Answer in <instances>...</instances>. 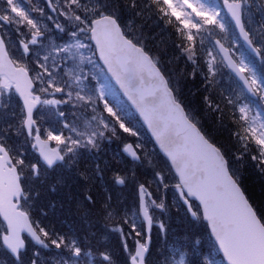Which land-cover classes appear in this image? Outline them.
I'll list each match as a JSON object with an SVG mask.
<instances>
[{"label": "trees", "instance_id": "1", "mask_svg": "<svg viewBox=\"0 0 264 264\" xmlns=\"http://www.w3.org/2000/svg\"><path fill=\"white\" fill-rule=\"evenodd\" d=\"M101 2L102 0H98L99 4ZM135 3L136 7L133 9L129 6L130 0H107V8L116 11L121 23L127 29L126 34L151 54L168 79L175 95L184 105L189 117L222 151L228 161L232 176L243 188L264 223V165L259 164L258 159H252L254 155L258 157L257 146L252 143L251 137H248V133L245 131L247 128L246 122L240 118L241 115L238 112L236 101L226 91L228 83L225 81L224 76H231L222 66H217V69H219L218 74L209 72L207 59L200 50L201 47L198 46L196 37H194L193 45L195 55L191 60L187 54L180 51L177 45L184 46L182 33L176 31L183 24L180 19L163 16L149 3V0H135ZM256 5L264 15V11H262L264 10V1L257 0ZM258 9H256L257 12ZM137 12L140 15H136ZM257 20L261 25V39L264 43V19L259 17ZM214 26L212 25V27ZM252 60L257 67V60L253 58ZM69 92L72 93L73 91L70 90ZM101 99H103L101 96H94L90 103L84 102L85 106H82L81 102H77L78 99L64 105L67 113L66 120L71 124V128L83 129L84 127V132L81 133L77 146H72V150L65 155L67 159L65 163L70 164L75 179L85 182L82 185L80 195L84 193L91 195L94 199L93 204L100 206L99 209L95 207L98 213L104 210L102 205H106L104 207L106 209H109L112 205L113 221L118 220L120 222L121 218H117L116 215L118 216V213H121L126 203L125 211L129 212V222L132 220L137 221V185L143 183L151 191L154 187H157V195H160L162 186L158 183L154 184L153 180L147 176L156 177V173L163 174L166 170L169 171V167L157 153L147 133L129 107L125 103L122 107L115 100L111 101L110 99L107 100V102H110L107 104ZM105 104L114 109L112 111L115 119L108 116L103 110ZM261 110L263 111V109ZM43 111L50 119L44 120L40 118L42 116H38L41 121V134L43 136L47 137L49 132L53 136L58 135L63 138L74 136L69 129L61 126L60 121L52 119L55 114L51 108L45 107ZM94 112L106 116L109 124H93L94 129H90L87 125L88 119ZM21 118L22 116H18L19 128L11 133H6V147L16 160L21 175L26 197L22 200V206L26 210L33 211L31 217L33 222L36 223L37 217L33 213H38L40 208L50 203V201L57 205L59 200L58 196L50 193L44 195L39 187L36 189L29 185L31 182L30 165L36 155L31 149L30 140L20 124ZM117 120L125 124L133 134L129 135L121 131L116 123ZM100 131L104 132L103 137L99 136ZM86 132H89L90 136L95 134L94 145L87 143ZM76 137H79V135ZM10 138L13 139V142ZM128 142L135 145L141 157L139 163L132 162L123 156L122 147ZM148 160H151V162L147 165L146 161ZM142 166L144 169H142ZM115 174L127 176L126 186L123 189H118L115 185ZM49 181L52 183L56 180L49 177ZM173 182L170 180V183ZM51 185L55 187V184ZM108 188H111L110 199L107 198L109 195L105 193ZM30 197L35 199L30 202ZM176 207L178 211L185 212L184 207L178 201L171 202L168 205L171 212L175 211ZM90 212L92 211L90 210ZM199 223L190 219L186 212L185 215L181 214L180 218L170 219L167 227V237L163 243L164 264H173L179 250L186 249L190 253L187 254L188 264H206L203 257L198 259L197 255L200 249L203 250L201 246H205L202 243L198 244V241L205 240L210 243L208 245L210 250L212 249L216 257L219 258L215 248L212 247L207 231H203L204 228ZM182 224L187 226L186 231H183L184 234L180 233L178 229V225L180 227ZM197 228L199 233L195 232ZM77 239L78 243L84 248L86 244L83 245L81 240ZM99 249L101 250L100 247ZM61 255L62 253H60ZM7 260L9 261L8 264H14L12 259L7 257ZM214 260L217 261V264H223L221 259ZM60 261L64 263L63 260ZM22 264H26L24 258Z\"/></svg>", "mask_w": 264, "mask_h": 264}, {"label": "water", "instance_id": "2", "mask_svg": "<svg viewBox=\"0 0 264 264\" xmlns=\"http://www.w3.org/2000/svg\"><path fill=\"white\" fill-rule=\"evenodd\" d=\"M240 5L239 2V26L226 8L245 45L252 49L246 32L242 30ZM105 40L112 41L111 33H106ZM0 41H2L1 38ZM216 45L230 70L244 81V75L229 57L228 50L218 40ZM150 59V66L147 62L136 63L129 58L128 49L117 42L110 54L109 65H105L101 59L100 61L112 81L138 114L159 151L169 161L178 178L174 188L192 217H195V214L183 193L189 199L199 203L202 217L208 224L210 234L216 241L225 262L227 264H264V226L256 217L239 185L230 176L222 153L187 118L181 104L175 101L165 76L151 56ZM7 62H11L9 57ZM7 62L0 54V74H3L2 70ZM109 66L116 75L109 71ZM145 117L148 119L147 123ZM153 130L159 133V142L153 135ZM30 132L31 127L27 130L28 134ZM37 136H34V146L40 159L48 166L60 161L62 159L60 152L52 148L49 141L48 150L41 154V145L36 140ZM52 149H55V153L51 151ZM45 157L52 159L51 165ZM33 168L36 169V167ZM21 193L17 170L5 148L0 145V218L5 223L8 233H14L18 223L22 221V218L17 215L22 212L17 209ZM13 206H15L14 209ZM22 213L28 220L26 213ZM140 214L149 227L150 218L145 201L143 209L140 203ZM145 214L148 219H145ZM28 223L30 225L29 220ZM23 232L30 236L24 229H20V238ZM6 235L2 236V242Z\"/></svg>", "mask_w": 264, "mask_h": 264}, {"label": "snow or ice", "instance_id": "3", "mask_svg": "<svg viewBox=\"0 0 264 264\" xmlns=\"http://www.w3.org/2000/svg\"><path fill=\"white\" fill-rule=\"evenodd\" d=\"M149 3L156 8V10L166 17H175L178 20L183 19L184 14L179 10L175 9V4L173 0H149ZM225 5L228 8L229 12H231L233 19H235L237 26L240 24L239 20V0H225ZM49 8H53L52 4L49 0ZM131 8L136 7L135 0H130ZM55 10V9H53ZM58 15L63 18V21H66L68 24V35L73 38V43H65L63 46H58L52 49L53 58L64 56L68 60H71L74 54L73 50H76V54H79V49L87 48L89 45L81 43L80 40L75 39L78 33L87 32L90 40L95 45V50L99 55L100 59L105 63V65H109L110 54L112 50L116 47V43L119 42L123 46L128 49L129 58L135 61L136 63H144L147 62L148 65H151L150 53L147 52L146 49L142 48L137 44L135 40L131 37H128L127 34L123 30V26L121 24V20L117 15L115 10H109L107 8V0H102V2L97 6L95 10H89L87 8L82 7L81 0H65L63 10L58 12ZM136 15H140L139 12ZM198 15L201 19L202 24L204 25H216L219 27V24L214 19V15L210 10L200 9L198 10ZM170 22V21H166ZM54 27L58 29L60 32H65L64 24L57 22ZM199 26L191 24L188 21H185L181 27L177 28L176 31L178 33H182V39L184 41V46L180 48V51L187 54L188 58L191 60L195 55L194 52V37L191 35L190 30H195ZM27 28L30 33L27 39L21 38L19 40L18 48L21 52V55L25 58L31 52V46L37 44L38 39L41 38L44 33L40 31L38 25L32 20H27ZM106 33H111L112 41L108 42L105 40ZM0 54H2L7 62L8 53L5 50V45L3 41H0ZM43 59H47L44 57ZM80 59H85L84 56H80ZM194 62V61H193ZM211 60H209V72H211ZM38 68L41 69L42 75L46 78V87H41L38 89L40 93H47L48 95L60 94L64 93L65 88L56 82V79L53 75H51L46 65H37ZM123 67V65H121ZM3 81H0L4 84L5 88L11 83L19 96V102L22 107L23 117L21 120V125L27 131L30 127L36 126V121L32 119V113L37 104L50 105L55 109L57 104L61 103H69L72 101V93L67 92L68 99L67 100H56V99H45L41 100L40 95L33 94L31 89L35 88L36 85L33 83V80L29 78L30 69L27 68L25 64H13L12 62H7L6 66L3 68ZM109 71L113 72V75L116 73L113 71L112 67L109 66ZM65 72L67 74H71L70 69L66 68ZM159 75V73H157ZM121 86L124 87V84L121 83ZM97 91L101 94L102 97V86L97 87ZM77 99L79 101L87 102V99L83 96L77 94ZM108 116L114 117V113L111 108H109L106 104L103 109ZM241 120L245 119L244 109H241ZM58 115L62 116L63 113H58ZM143 115V112H142ZM145 122H148L147 117H145ZM116 123L119 125L121 131L126 134L132 135V131L126 127L125 124L119 122ZM151 127V125H149ZM67 127V125H65ZM248 133V137H251L252 143L257 146L258 149V157L253 156V160L258 159V163L264 165V129L257 130L255 125H250L245 129ZM153 135L157 137L159 142V133L156 130H153ZM99 136L103 137L104 132L100 131ZM247 138V137H245ZM37 142L41 145V154L43 155L48 150V141H55L58 144L64 143V138L61 136H53L50 132L48 133L47 140H40L39 136L36 137ZM87 143L89 145H94L95 134L86 137ZM72 146H77L76 141H72ZM163 148V144L161 145ZM72 149L69 148V151ZM55 153V149L51 150ZM123 151L126 152L133 159H137V153L133 151L132 146L130 144H125L123 146ZM170 155V154H169ZM48 159V163L51 165L52 159L45 157ZM59 158V157H56ZM226 163V162H225ZM158 178L160 177V173H156ZM115 182L123 186L125 178L119 174L114 175ZM137 193L140 196L141 208L144 207V195L148 193V189L144 184L140 183L137 185ZM150 196V193H148ZM110 199V196L107 197ZM85 199L89 204L94 203L93 197L91 195H86ZM154 202V201H153ZM102 207H106V205H102ZM160 207V205H157ZM15 206H13V209ZM19 217L22 218V221L18 223L14 233H8L3 238V243L6 246V250L10 253L11 257L14 258V264H22V256L26 252L25 243L20 238V229H24L31 237V239L38 245H42L45 250L51 251L53 253H64L66 255H61L59 259L56 258L55 255L48 257L52 261V264H60V260H63L64 264H78V258L82 255H90V252L85 250L74 237H66L62 233H51L45 228L36 225V228H33L29 225L28 220L24 217V213H17ZM111 215V213H109ZM103 219H107L104 217ZM145 219H148L145 214ZM106 228L111 231L120 233V243L123 245V251L127 256V264H145V258L147 254V250L149 248V241H144L143 243L140 240H136L134 242V251L129 249L127 241L123 236V229L121 225L116 224L113 226L112 224H105ZM162 227V226H161ZM38 228V231L36 230ZM140 235L139 233H136ZM87 243V241H86ZM99 257L103 261H109L110 257L107 252L101 251ZM43 257L40 256V253L37 250H33L31 254V258L29 264H38V260L40 264H43Z\"/></svg>", "mask_w": 264, "mask_h": 264}, {"label": "flooded vegetation", "instance_id": "4", "mask_svg": "<svg viewBox=\"0 0 264 264\" xmlns=\"http://www.w3.org/2000/svg\"><path fill=\"white\" fill-rule=\"evenodd\" d=\"M17 15L14 14L13 16L10 15L11 20H15V17ZM1 19V16H0ZM1 28L4 32L10 31L9 29L15 30L16 25L13 22L9 29L6 28V26L1 25ZM4 88V89H3ZM5 90L4 92L1 90ZM11 94L12 98L9 99V95ZM12 99H14V96L12 94L11 86H7L5 88L4 84L0 82V130H5L9 128L5 117L6 116H14V112L12 111ZM39 170H43L44 172H39ZM38 172L40 176L43 177L45 184H46V192L47 194H53L56 192V196H58L59 203L57 205H54L53 201H50L46 205V209L43 212L42 208L39 210V214L41 219L37 220L35 223L36 225H39L46 230H48L51 233H62L66 237H74L76 240L79 238L80 240H86L90 241L87 247L84 249L87 251L92 252L89 257L87 258H97V254H95L98 246H102L107 249V253L109 257L111 258L113 256V253L115 252L114 257L116 258H127L123 251V245L120 243V236L117 232L111 231L108 228H106L105 224H112L113 225V212H112V205H110L109 209H106L103 207L104 210L98 213L96 211L95 207L100 208L99 205L95 204H89L88 201L85 199L86 195H89L88 193H84L83 195H78L79 193H76L74 204L70 203L69 198L73 196L71 191L73 188L81 181L78 179H75L74 176H71V178L66 179L67 175H63V177H60L57 181L50 183L49 182V174L51 171L47 170L42 164H39L38 166ZM50 184H55L56 189H50L48 186ZM72 185V188H68L69 185ZM111 188L106 189L105 193L110 196ZM72 195V196H70ZM78 195V196H77ZM60 196V197H59ZM83 200V208L79 209L78 204L81 199ZM35 198H32L34 200ZM164 200V198H163ZM94 201V199H93ZM90 210L92 212H90ZM124 207L122 208V214L120 222L118 223L121 225L123 229V236L125 237L127 241V234H128V224L126 220L127 211H124ZM33 212L32 210H30ZM111 213V215H109ZM124 215V216H123ZM104 217H107V219H103ZM125 217V218H124ZM53 225L57 226L56 228L51 227ZM38 231V228L36 229ZM2 232V225L0 222V237ZM98 239V242L96 241ZM99 244V245H98ZM27 255L28 259L30 261L31 254L33 250H37L40 253V256L43 257V264H52V261L48 259L50 255H53V252L45 250L42 245L36 246L34 245L30 239H27ZM100 253V251H99ZM54 255L58 256L57 258H60V253H54ZM62 255H66L62 253ZM0 258H1V244H0ZM78 260H83L81 256L78 258ZM97 261V260H95ZM103 261V260H102ZM38 264H40V261L38 260ZM62 264V263H60ZM120 264V263H119ZM126 264V263H125Z\"/></svg>", "mask_w": 264, "mask_h": 264}, {"label": "rangeland", "instance_id": "5", "mask_svg": "<svg viewBox=\"0 0 264 264\" xmlns=\"http://www.w3.org/2000/svg\"><path fill=\"white\" fill-rule=\"evenodd\" d=\"M53 2H52V5L54 6V8H56V7H58V8H63V6H64V3H65V0H52ZM83 1L84 0H81V5H82V3H83ZM194 1L195 0H173V2H174V4H175V9H177V10H179L180 12H182L183 14H184V16H183V19H182V21L183 22H185V21H189L188 20V17H190V19H191V16L190 15H192L193 16V19L194 20H196V21H201V19H200V17H199V15H198V10H200V9H207V10H210L212 13H213V15H214V18H216V21H221L220 23H221V30H222V35H224V37H225V42H228L229 41V43H230V46H231V49H232V51H233V53L236 55V57H237V59H238V61H239V63H240V65L242 66V68H245V69H247V70H249V72H250V79H251V82H252V84L254 85V87H256V84H257V78H256V76L254 75V73L252 72V70L250 69V66H249V63H248V61H247V59H246V57L244 56V54H243V52H242V50L239 48V47H237V44H238V42L236 41V39H235V37L233 36V34L231 33V31L228 29V27H227V25L226 24H223V21H222V19H221V14H220V12H219V9L215 6V5H208V4H206V3H203V2H198V3H195L194 4ZM85 5L84 6H82V7H84V8H87V9H89V10H95V8H96V5H95V3H88V2H85L84 3ZM190 15H189V14ZM57 22H59V20L58 21H56L55 23H57ZM54 23V24H55ZM62 23V22H61ZM54 24H53V26L51 27V29L53 28V32H54V35H55V40H56V38L59 36V37H65V36H68L67 34H64L65 32H60L58 29H56L55 27H54ZM63 24V23H62ZM65 31H67V26H68V24L67 23H65ZM250 32L252 33V29H250ZM66 33H68V31L66 32ZM70 37V36H69ZM79 37H80V39H82V40H80V41H83V42H81V43H84V44H87V45H90L89 44V42H87V40H85L86 38H88V40H89V36H88V34L87 33H85V32H80V33H78L77 34V36L75 37V39H78L79 40ZM52 42V41H51ZM47 43V44H46ZM55 43H56V45H53V43L52 44H48V42H42L41 44L42 45H44V46H46V52H45V55H44V57H47V59H44L43 60V63H42V65H46V67H48V72L51 74V68L54 66L55 68H56V65L58 64V57H56V58H53V54H52V52H51V49H53V48H56V47H58V46H63L65 43H73V38L71 37V38H69L65 43L64 42H62V44H60V43H58V40H56L55 41ZM52 46V48H51V46ZM74 51V54H73V57H72V59H71V61H76V62H78L79 64H81V63H87V64H89L90 65V67H92V66H94L95 65V62H94V57H93V53L91 52L92 50H91V47L90 46H88L87 48H83V49H79L78 51H79V54H76V50H73ZM84 56L85 57V59H80V56ZM62 56H60V58H61ZM63 58H65V59H67L66 57H63ZM208 59L209 60H211V62L213 63V62H215L216 60H218V59H220L219 58V56H217L216 54H214V53H212V51H209L208 52ZM68 60V59H67ZM96 70H98L97 68H96ZM96 76H97V74H96ZM73 84H74V82H73ZM76 85V84H75ZM101 86H102V90L103 91H108L110 88H109V86H108V84H107V82H106V80L104 81V76H102V83H101ZM230 88H231V94L233 95V96H237V97H240V103L238 104V107H239V111L241 110V109H244L245 110V112H244V115H245V118L248 120V123H249V126L250 125H255L256 127H257V130L259 131V130H261V129H264V121H263V119L261 118V116L256 112H254V113H251V110H249V107H248V104L245 102V100L241 97V95H240V93L237 91V89H235V85L234 84H231L230 85ZM87 98H88V103H90V100L92 99L91 97H90V95L87 93ZM52 99H56V100H61L60 98L58 99V98H56V97H53ZM87 103V104H88ZM82 106L84 105L85 106V103L84 102H81L80 103ZM60 104H57L56 106H55V108L57 109V110H61V108L60 107H58ZM241 112V111H240ZM61 113V112H60ZM59 117H60V119H61V121L64 123V121L62 120L63 119V117H64V114L62 115V116H60L59 115ZM65 125H67V124H64V126ZM68 128H69V131L74 135V136H72V137H69V138H64V143H62L61 145L59 144V145H57V146H59L60 148L62 147L64 150H66V151H69V148H71L72 147V141H76L77 143H78V140H80V138H81V133H83L84 132V127H83V129H79L78 127H74V128H71L69 125H68ZM86 134H87V136H90V133L89 132H86ZM79 135V137H76V136H78ZM71 174H68L67 176H66V179H68V178H71ZM85 182H83V181H80L74 188H73V190L71 191V193L73 194V196L71 197V198H69V200H70V203L71 204H74V202H75V199L77 198V197H75V195H76V193H79L78 195H80V192H81V188L83 187L82 185L84 184ZM42 187V191H43V193H45V194H47V192H46V187H45V185H42L41 186ZM73 186L70 184L69 186H68V188H72ZM163 194H164V192H163V190H161V192H160V195L159 196H163ZM77 195V196H78ZM83 198L79 201L80 203L78 204V208L79 209H82L83 208ZM46 209V205H45V207L43 208V210H45ZM178 227H179V225H178ZM210 254V251H207L206 249H205V251L203 252V256L204 257H206L207 255H209ZM177 264H183L182 263V257H180V259L177 261Z\"/></svg>", "mask_w": 264, "mask_h": 264}, {"label": "bare ground", "instance_id": "6", "mask_svg": "<svg viewBox=\"0 0 264 264\" xmlns=\"http://www.w3.org/2000/svg\"><path fill=\"white\" fill-rule=\"evenodd\" d=\"M172 218L173 219H177L178 218V213L177 212H173L172 213Z\"/></svg>", "mask_w": 264, "mask_h": 264}]
</instances>
